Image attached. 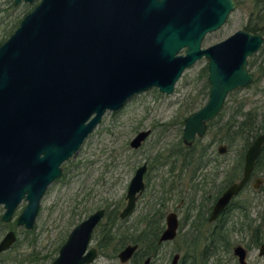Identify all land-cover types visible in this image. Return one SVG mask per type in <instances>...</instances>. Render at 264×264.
Returning a JSON list of instances; mask_svg holds the SVG:
<instances>
[{"label":"water","instance_id":"water-1","mask_svg":"<svg viewBox=\"0 0 264 264\" xmlns=\"http://www.w3.org/2000/svg\"><path fill=\"white\" fill-rule=\"evenodd\" d=\"M235 5V0H41L0 44L2 218L8 220L25 198L18 223L31 227L46 187L61 176L62 163L103 114L154 86L171 92L183 69L205 53L210 57L209 99L185 118L183 140L190 144L196 133L201 135L227 92L252 80L246 57L263 42L260 34L238 30L200 48L204 33L221 24ZM184 45L186 54L176 55ZM148 133L140 130L131 146L138 147ZM263 146L264 131L248 146L243 174L218 198L213 216L246 182ZM145 170L146 163L132 176L121 217L134 207ZM261 180L257 177L256 182ZM103 211L96 210L72 228L52 264H84L94 258L93 247L84 252ZM167 221L161 240L176 233V215L169 214ZM12 239L8 233L0 250ZM135 248L127 245L119 253L121 260ZM236 252L243 260L242 248Z\"/></svg>","mask_w":264,"mask_h":264},{"label":"rangeland","instance_id":"rangeland-1","mask_svg":"<svg viewBox=\"0 0 264 264\" xmlns=\"http://www.w3.org/2000/svg\"><path fill=\"white\" fill-rule=\"evenodd\" d=\"M37 2L38 0L19 3L14 0H0V44L11 35L24 15ZM251 5V0H241L239 7L230 13L219 29L206 34L202 45L208 46L242 28ZM252 57L256 64L264 59V44ZM206 61L203 58L185 69L171 93L161 92L154 86L133 95L121 108L107 110L79 149L62 163L63 174L49 185L44 194L34 229L25 233L23 227L15 226L20 244L11 252L2 254L4 260L1 264H51L71 228L92 211L90 209L94 204L119 203L122 207L123 197L135 168L144 160L148 164L152 163L154 156L159 155L161 159V155L167 154L170 148L177 145L183 128L181 120L185 115L184 109L201 94L203 82L198 71ZM255 68L256 66H252L251 70L255 71ZM242 98L247 103L246 106H255L259 112L264 113V73L258 81L229 92L224 104L225 114L236 100ZM179 111H182L180 116ZM146 128L151 129L148 137L138 148L131 147V138ZM209 137L210 134H207L203 142ZM237 153V147L229 150L227 160L230 164L234 163ZM151 172L156 173L153 181H156L158 188L161 167L158 166ZM257 175L263 177L261 186L254 189L250 182L237 199H247L250 202V216L262 224L261 235L264 238V171L258 169ZM87 191H90V195L84 201L82 196ZM91 200L94 203L88 202ZM140 204L126 224L138 216L143 202ZM23 205L24 202L15 210L14 219ZM89 207L91 208L88 210ZM3 210L0 205V216ZM240 214L236 209H231L228 213L230 221L227 230L232 244L245 241L250 234V231L238 224L242 218ZM234 221L237 223L234 224ZM6 229L7 226L3 229L0 223V236ZM180 241L181 235L162 246L161 257L154 264L168 263L172 254H169L170 250L178 246ZM213 258L214 264H219V259L222 260L220 264H236L237 261L232 246L226 249L221 247ZM249 259L252 264H264V258L259 257L256 246L251 247ZM91 264L121 263L118 257H110L102 252Z\"/></svg>","mask_w":264,"mask_h":264},{"label":"flooded vegetation","instance_id":"flooded-vegetation-1","mask_svg":"<svg viewBox=\"0 0 264 264\" xmlns=\"http://www.w3.org/2000/svg\"><path fill=\"white\" fill-rule=\"evenodd\" d=\"M21 1L31 2L33 0L31 1L19 0V2ZM40 1L41 0H38V2L28 12H30ZM240 3L241 0H235L236 5L232 10L228 12L225 20L217 27L207 30L204 33L200 41V48L205 49L209 46L219 43L227 39L229 36H231L238 30H246L251 34H260L263 37V42L260 44L257 50H255L252 54L246 57L247 69L248 71L253 73V78L248 83L251 84L254 81L255 82L258 81L260 78L257 77L258 75L257 64L254 61V57L252 56L256 52H258V50L264 44L263 32L253 31L246 27V23L249 19L254 20L255 14L253 13L252 10L253 7L250 9L248 18L242 28L235 30L227 37L219 41H216L214 43H211L208 46L202 45L206 34L216 29H219L226 22L230 13L239 7ZM186 49H187L186 45L182 46L176 52V55H185ZM203 58H206L207 61L205 65L202 66L201 69L198 71V76L202 79L203 82L201 94L197 96V98L194 99L191 103L187 104L184 109L185 115L181 120L183 124V128H182V133L180 134L179 140L177 142V145L170 148L167 154L163 156L161 155V159L159 158V155H157L153 157L152 163L148 164L147 160H144L141 164L138 165L140 166L146 163V170L143 173L144 187L140 192H137V198L135 200V205L132 208V210L126 216L121 217L120 213L128 201L127 188L138 166L135 168L132 176L129 179L126 192L123 197L124 205H122V207L119 206V203L112 205L107 203L94 204L92 209H90L91 207L87 208L88 210L90 209L92 211L89 212L86 217H84L78 222V223L82 222L91 213L95 212L98 209L104 210L102 216L99 218V220L92 229L90 239L87 243L84 252L86 253L91 247H93L96 251V254L91 261L86 262L84 264H91L94 260H96V258L102 252L110 257H118L121 264H154L157 258L161 257V247L167 243L168 244L171 243L175 239H178L180 235H181V241L179 242V245L170 250L169 254H171V252L172 254L170 256L169 262L164 264H172L174 258H175L174 264H214V258H213L214 255L219 253L221 247L226 249L228 246H232L233 254L237 258L236 264H252L249 259V252L252 246H256L258 249L259 257L264 258V254H260V247L262 243H264V238H262L261 235L262 224L259 222L257 223L255 221V218L250 216V208H251L249 204L250 202H248L247 199H240V198L237 199L239 195L243 194L245 188L250 184V182H251V186L254 189H257L261 186L263 182V177L261 175H257V169H255V165L246 182H244L241 188L236 193H234L232 198L228 201L227 205L220 212H218L216 216H213V208L218 198L232 183L237 182L243 174V163L245 158V152L250 144L245 149L243 163L239 172L234 178L231 179L230 178L231 164L230 161L227 160V155L229 153V150L236 146L231 147L227 139L229 117L231 112L235 111L241 106H243L244 110L251 107L257 110V108L252 105L246 106L247 103L245 102L244 98H242L240 100H236L231 105L230 110H228V112L225 114L224 104L230 91H233L234 89L239 88L241 86H246L248 84L238 85L227 92V94L224 97L223 103L221 104L217 113L211 119L205 121L206 123L205 130L201 135L196 133L193 141L190 144L185 143L183 140V129L185 125V118L189 114L198 110L209 99L210 57L207 56L205 53H203L189 66L185 67L181 72L180 76L177 78L173 88L174 90L176 83L183 75L185 69L196 64ZM260 62L258 64H260ZM252 66H256L255 71L251 70ZM205 81H207L208 87H206ZM173 90L171 92H173ZM161 92L171 93L162 90ZM258 113L260 115L262 112L258 111ZM180 114H182V111H179V116ZM237 116H239V114ZM146 129H149V133H148L149 135L151 129L150 128H146ZM207 134H210V137L206 142H203L204 137H206ZM148 135L146 136V138L148 137ZM144 140H142V142ZM237 156L238 153L236 157ZM158 166L161 167V173L158 175L159 182H157V185L159 187L157 188V186L155 185L156 181L155 180H154L155 182L153 181V176H155L156 173L154 174V172L152 173L151 171L152 169L155 170V168ZM149 169H151V171H148ZM257 177H260L262 180L256 182ZM49 185L46 187L44 193L40 198L39 208L31 227H27L24 223H18V216L20 215L25 204L27 203V200H25V198H22L21 201L16 205L14 211L12 212L8 220L2 218L5 212V207L3 203H0V205H2L4 209L0 216V223L3 226V229L5 226H7V229L0 236V242L4 239V237L8 233L13 234V239L9 243V245H7L5 248L0 250V264L2 260H4L2 254L5 252L8 253L11 252L13 248L18 247L20 244V240H19L20 237L18 234V230L15 229V226L18 225L20 227H23L24 228L23 231L25 233H27L28 230L34 229L38 214L41 209L42 198L46 193ZM89 195H90V191H87L86 194L82 196V198H84V201L86 200V197H88ZM23 202L24 205L21 211L14 219L13 214L15 210ZM88 202L94 203L93 200ZM140 202H143V206L139 211L138 216L135 218V220L126 224L125 222L129 221V218L134 213V211L139 206H141ZM231 209H236L241 213L240 215H242L241 216L242 218L240 221H238V224L242 225V227L245 230L250 231V234H248L249 236L245 241L235 244H232L230 242V238L228 236L229 230H227L230 221V218L228 217V213ZM115 210H117L116 213L117 217L113 216ZM171 213H174L176 215L178 221L176 233L174 237L170 239L161 240V234L168 224L167 221L168 215ZM78 223H76L74 226H76ZM236 223L237 222L234 221V224ZM119 231L120 232L126 231L127 234L129 235L130 238L122 240L125 241V243H122V241L119 242L120 240L118 241L116 235L117 232ZM141 234L143 235L142 237L143 241L141 242V240L140 241L135 240V236L137 238L141 236ZM66 239L67 237L61 243V245L66 241ZM93 240H95L94 243ZM133 244L136 245V248L133 250V252L126 260L122 261L121 258L119 257V253L127 245H133ZM238 246L242 248V251L244 253L243 260H240V255L239 253L236 252V248ZM54 258L52 259L51 264ZM220 262L222 263V260L219 259L218 263L220 264Z\"/></svg>","mask_w":264,"mask_h":264},{"label":"trees","instance_id":"trees-1","mask_svg":"<svg viewBox=\"0 0 264 264\" xmlns=\"http://www.w3.org/2000/svg\"><path fill=\"white\" fill-rule=\"evenodd\" d=\"M253 13L255 14L254 20L249 19L246 23V27L253 31H261L264 33V0H252ZM257 77H260L264 73V61L257 64ZM258 79V78H257ZM206 87H208L207 81H205ZM239 114V116H237ZM264 131V113L259 115L258 111L251 107L246 110L243 106L239 107L235 111L230 113L229 124L227 129V139L229 145L236 146L238 149V156L234 163L230 166V178H234L239 172L242 163L244 152L252 139L260 132ZM255 169H262L264 171V146L257 158ZM264 188V187H263ZM117 210L114 211L113 216L117 217ZM118 241L130 238L127 232H117ZM135 236V235H134ZM143 235L137 237L135 240H141ZM125 243V241H122Z\"/></svg>","mask_w":264,"mask_h":264}]
</instances>
